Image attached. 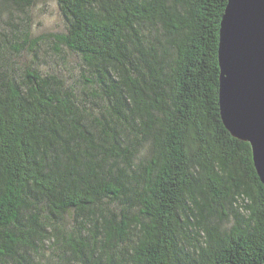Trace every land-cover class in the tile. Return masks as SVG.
<instances>
[{
  "label": "trees",
  "instance_id": "1",
  "mask_svg": "<svg viewBox=\"0 0 264 264\" xmlns=\"http://www.w3.org/2000/svg\"><path fill=\"white\" fill-rule=\"evenodd\" d=\"M41 1L0 0V264H264V186L218 108L227 0H51L68 77L24 62Z\"/></svg>",
  "mask_w": 264,
  "mask_h": 264
},
{
  "label": "water",
  "instance_id": "2",
  "mask_svg": "<svg viewBox=\"0 0 264 264\" xmlns=\"http://www.w3.org/2000/svg\"><path fill=\"white\" fill-rule=\"evenodd\" d=\"M217 63L222 125L231 137L249 144L264 186V0H227Z\"/></svg>",
  "mask_w": 264,
  "mask_h": 264
},
{
  "label": "rangeland",
  "instance_id": "3",
  "mask_svg": "<svg viewBox=\"0 0 264 264\" xmlns=\"http://www.w3.org/2000/svg\"><path fill=\"white\" fill-rule=\"evenodd\" d=\"M26 21L31 22L32 36H42L44 40L36 47L37 58L27 55L24 62L28 64L30 60H33L44 73L56 70L66 77L70 75L77 76L80 68L78 60L71 55L63 58L54 57L51 42L46 39L51 34L63 31L64 25L55 3L51 0L41 1L32 11L29 20Z\"/></svg>",
  "mask_w": 264,
  "mask_h": 264
}]
</instances>
